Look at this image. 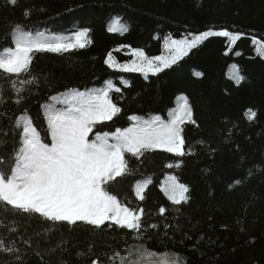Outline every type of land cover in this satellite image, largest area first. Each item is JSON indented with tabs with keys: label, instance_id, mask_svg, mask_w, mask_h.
<instances>
[{
	"label": "trees",
	"instance_id": "16d2710c",
	"mask_svg": "<svg viewBox=\"0 0 264 264\" xmlns=\"http://www.w3.org/2000/svg\"><path fill=\"white\" fill-rule=\"evenodd\" d=\"M17 25L33 36L43 32L64 38L88 29L91 42L67 53L34 54L31 68L39 83L26 86L30 91L20 105L14 102L9 78L0 72V87L10 97L0 105V168L11 165L19 146L21 130L13 121L24 109L50 142L44 106L53 103V95L73 88L98 90L110 82L120 89L111 96L122 111L96 128L109 132L131 126L132 115L167 121L186 96L196 124L184 125L185 149L195 154L176 157L157 150L140 159L126 154L130 174L109 187L122 203L145 209L144 243L150 249L179 253L187 264H264V58L252 43L254 37L264 38V0H17L16 5L0 0V53L14 47ZM122 26L128 31H109ZM223 29L244 36L231 49L229 38L211 37L155 75L127 73L105 63L110 52L126 63L131 61L124 55L128 49L162 55L167 38ZM233 65L244 77L239 84L231 78ZM249 108L257 113L251 122L244 115ZM176 161H182L180 168L165 167ZM169 174L189 185L192 199L187 204L173 205L161 190ZM146 178L151 183L141 201L135 185ZM0 220L17 229L0 226V238L15 240L19 249L0 252V264H113L109 258L114 253L127 256L126 250L140 243L115 225L97 229L13 212L0 214ZM153 223L158 229L148 227Z\"/></svg>",
	"mask_w": 264,
	"mask_h": 264
},
{
	"label": "snow or ice",
	"instance_id": "6c2138e0",
	"mask_svg": "<svg viewBox=\"0 0 264 264\" xmlns=\"http://www.w3.org/2000/svg\"><path fill=\"white\" fill-rule=\"evenodd\" d=\"M8 2L11 5L17 4V0ZM29 14V11L25 12V15ZM109 31L127 32L128 28L112 27ZM243 36L244 33L227 29L208 30L190 34L183 39L165 40L166 55L149 56L143 49L136 48L131 50L134 59L130 62L119 63L110 52L105 63L109 68L123 72L155 75L177 63L211 37L229 38L231 49ZM90 42L88 29L77 31L74 37L64 38L46 36L43 32L33 36L31 32L22 30L21 26H15L14 47H7L0 53V72L9 78L8 82L15 93L14 102L17 105L23 103L24 94L30 91V87L26 86H38V77L32 73L31 68L34 54L67 53L77 48L83 49ZM252 43L256 45L257 55L264 58V38L254 37ZM232 68L234 72L231 78L239 84L244 77L239 74L237 65ZM113 91L119 92L120 89L114 88L109 82L107 87L98 90L80 91L73 88L51 96L53 103L44 106L46 132L50 135V142H45L41 137L31 117L25 114L26 109L16 116L13 123L15 128L21 130L20 141L14 150L11 165L7 169L0 168V214L13 212L38 215L47 221L67 222L69 225L79 221L97 229L106 224L108 227L115 225L127 229L133 234L132 239L140 243L127 249V256L114 253L109 258L113 264L116 261L119 264H187V258L179 253L156 251L144 243L147 228L142 218L145 209L122 203L109 185L117 177L130 174L126 154L137 159L157 150L176 157L194 155L191 148L185 149L183 135L186 123L196 124L192 106L186 96H181L180 103L167 121L159 117L144 120L132 115L128 117L132 121L129 127H116L111 132L96 130L97 125L112 121L122 111L113 101ZM8 99L10 97L6 98L4 89L0 87V105L7 103ZM58 104L63 107H57ZM244 115L251 122L257 113L249 108ZM181 165L182 161H176L167 163L165 167L178 169ZM150 183V178L136 183L135 194L139 200L145 199L144 192ZM235 183L240 184L241 181ZM161 190L173 205L187 204L192 199L189 185L180 182L176 175L169 174ZM165 211L164 207L159 209L161 215ZM0 226L10 232L17 231L14 226L4 224L3 220H0ZM148 227L158 229L159 226L153 223ZM203 239L201 236L196 244ZM24 242L31 247L29 241ZM18 251L15 240L6 242L0 238V252L13 254ZM134 255L136 259H130ZM160 257L166 259L161 260ZM93 264H98V261H93Z\"/></svg>",
	"mask_w": 264,
	"mask_h": 264
},
{
	"label": "rangeland",
	"instance_id": "374dc122",
	"mask_svg": "<svg viewBox=\"0 0 264 264\" xmlns=\"http://www.w3.org/2000/svg\"><path fill=\"white\" fill-rule=\"evenodd\" d=\"M128 55H131V51H129L128 53H127ZM167 53H166V51L164 50V54L163 55H166ZM132 59H134V57L132 56ZM179 61V60H178ZM141 73V72H140ZM148 74H152V73H148ZM161 119V118H160ZM163 120V119H162Z\"/></svg>",
	"mask_w": 264,
	"mask_h": 264
}]
</instances>
